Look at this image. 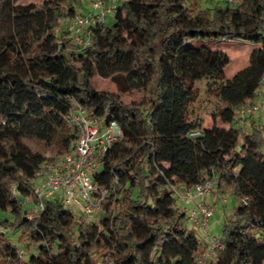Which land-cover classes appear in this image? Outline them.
I'll use <instances>...</instances> for the list:
<instances>
[{"label":"trees","instance_id":"obj_1","mask_svg":"<svg viewBox=\"0 0 264 264\" xmlns=\"http://www.w3.org/2000/svg\"><path fill=\"white\" fill-rule=\"evenodd\" d=\"M114 1L112 25L94 28L93 45L78 50L55 31L79 15L81 0H0L16 25L0 50V211L10 215L0 224L38 247L21 260L0 232V264H199L202 241L185 227L170 186L191 189L213 176L237 205L223 226L225 249L208 264H264V127L234 125L237 109L263 85L264 0H223L198 11L200 0ZM196 40L257 48L228 80L230 58L189 45ZM95 77L117 92L97 90ZM202 83L218 103L210 127L190 110ZM75 103L100 125L115 121L122 129L95 175L102 185L118 177L116 200L87 225L57 198L29 220L24 200L37 173L76 138L65 122ZM194 130L202 135L191 137Z\"/></svg>","mask_w":264,"mask_h":264},{"label":"built area","instance_id":"obj_2","mask_svg":"<svg viewBox=\"0 0 264 264\" xmlns=\"http://www.w3.org/2000/svg\"><path fill=\"white\" fill-rule=\"evenodd\" d=\"M237 5L241 0H227ZM91 10L83 15L63 21L64 38L71 40L78 50L89 48L93 45V29L106 25L109 15H114L116 2L107 3L106 0H89ZM264 82V78H263ZM264 111V86L257 92L255 98L241 105L235 116L234 125L241 131H247L252 117ZM66 124L74 131L76 138L61 156L46 162L37 173L33 183V196L24 200L33 205L36 216L39 217L45 210L47 200L59 199L64 207H68L73 214L74 221L80 224H90L96 221V210L103 212L104 204L115 202L119 179L114 176L109 185H102L95 179L105 165L112 147L121 140L123 133L119 124L112 121L106 125H100L97 118H89L86 110L75 103L65 117ZM202 131L194 130L190 133L193 138L200 137ZM170 189L175 198H179L191 204L187 220L192 225L208 230L209 223L215 213V205L211 202L196 199L213 194L221 197V191L217 190L216 179L213 176L205 184L196 185L187 189L184 185H172ZM193 191V193L191 192ZM246 204V201H244ZM3 228V227H2ZM225 244L222 238H214L209 248L199 254V264H208L215 261L224 251ZM19 259L25 256L24 250H17ZM105 264H117L109 261Z\"/></svg>","mask_w":264,"mask_h":264},{"label":"rangeland","instance_id":"obj_3","mask_svg":"<svg viewBox=\"0 0 264 264\" xmlns=\"http://www.w3.org/2000/svg\"><path fill=\"white\" fill-rule=\"evenodd\" d=\"M223 0H200L198 4H193L194 11H198L205 8H212L216 3H222ZM39 0H14L15 4L26 5L30 3H38ZM190 8H193L192 5L188 4ZM78 14H87L91 10L89 0H81V2L77 5ZM114 20L113 15H109L106 19V25H112ZM63 23L59 24L57 29H62ZM16 25L14 20L10 14V12L5 8H0V50H2L4 45V40L15 33ZM61 34V31L59 32ZM192 47H200L205 46L214 52H222L226 54L230 58V64L225 69L226 79H232L239 71L246 68L250 62V56L252 52L257 48L256 45L242 42V41H234V40H196L189 44ZM94 87L97 90L101 91H109L116 93V86L110 81L95 77L93 79ZM264 86V82H263ZM126 103H131L134 101H139V98L136 96H126L123 98ZM218 103L210 99L206 92V86L204 83L200 84L197 92L196 101L190 106V110L193 118H203L204 126H211L212 120L210 118V112L214 111L217 107ZM219 125H221L219 123ZM258 127H264V112L261 113V120L257 124ZM262 150H264V132H263V145ZM220 202L215 206V213L213 218L209 223L208 230H204L203 228L192 225L188 220L185 221L184 225L187 229L191 230L202 242H208L209 240H213L214 238H222V230L224 223L229 219V216L233 210V208L237 205L236 200L232 196L231 192L221 191V197L219 198ZM114 203V202H112ZM25 205L27 208V218L33 219L36 214L33 209V205H29L27 202ZM176 206L181 210V212H185L186 215L188 211L191 209V204L185 202L179 198H176ZM67 211H70L68 207H65ZM102 212L96 210L94 213V218L96 220L102 217ZM10 215L5 212L0 211V222L6 218H9ZM3 227V228H2ZM0 232L5 233L8 241L16 246L20 250L25 251V256L23 260H26L30 253H37V245H33L30 248H27L25 243H28V239L23 238V242L20 241L21 231H13L8 227H5L0 224ZM109 262L106 258L99 259L97 264H105Z\"/></svg>","mask_w":264,"mask_h":264},{"label":"crops","instance_id":"obj_4","mask_svg":"<svg viewBox=\"0 0 264 264\" xmlns=\"http://www.w3.org/2000/svg\"><path fill=\"white\" fill-rule=\"evenodd\" d=\"M113 0H106V2L109 4L111 3ZM264 112L263 110L258 113L257 115H255L249 122V125H251L252 123H257L261 120V113ZM227 127V126H226ZM190 191V189L188 190ZM191 192L193 193V191L191 190ZM201 200H205V201H208V202H211L213 203L215 206L220 202L219 198H216L213 194H210L206 197H204L203 199H196L195 201L196 202H199ZM210 243H211V240H209L208 242H202V246H201V253L200 254H203L210 246Z\"/></svg>","mask_w":264,"mask_h":264}]
</instances>
